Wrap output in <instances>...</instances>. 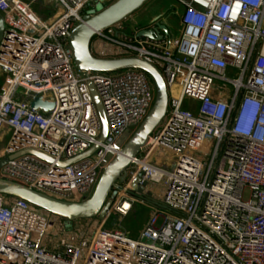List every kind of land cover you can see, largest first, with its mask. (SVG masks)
Here are the masks:
<instances>
[{
  "label": "built area",
  "instance_id": "built-area-1",
  "mask_svg": "<svg viewBox=\"0 0 264 264\" xmlns=\"http://www.w3.org/2000/svg\"><path fill=\"white\" fill-rule=\"evenodd\" d=\"M55 1L58 15L44 19L35 0H0L10 28L0 53V136L10 134L0 150V161L7 159L0 178L81 202L121 152L125 133L149 114L156 86L141 69L79 70L72 31L90 2L106 0ZM175 1L179 36L138 38V27H125L93 39L96 56L157 65L169 105L88 246H49L55 215L0 193V264H264V0ZM91 82L108 122L103 142ZM49 95L52 110L31 107ZM94 145L92 155L62 164ZM29 149L53 161L28 152L11 157ZM158 149L172 154L173 166L149 160ZM137 179L138 187L161 183L164 192L133 238L121 219L135 203L146 204L133 188ZM116 214V225L104 226Z\"/></svg>",
  "mask_w": 264,
  "mask_h": 264
},
{
  "label": "water",
  "instance_id": "water-1",
  "mask_svg": "<svg viewBox=\"0 0 264 264\" xmlns=\"http://www.w3.org/2000/svg\"><path fill=\"white\" fill-rule=\"evenodd\" d=\"M148 1L150 0H116L112 4L100 11H96L95 13L84 11L83 21L75 26L70 37L75 63L79 70L114 72L130 68L141 69L153 79L156 86V99L149 114L124 144L121 152L113 158L104 170L92 196L81 202L62 201L41 193L22 183L4 178H0L1 194L22 198L31 204L56 216L65 218L68 221L92 219L95 217H98L99 219L105 218L106 213L112 204V200L109 197L111 194L115 193L114 189L120 188L121 184L127 180V169L131 165L132 160L148 145L151 135L164 119L168 110L169 94L163 73L157 65L138 56L117 58L96 56L92 52V42L98 32L108 31L120 24ZM138 28L139 29L136 32L138 38L149 37L162 40L165 36L170 35V29L167 23L164 20H160L159 17L155 19V26H141ZM9 30L10 28L5 21L3 14L0 12V53L3 49V44ZM89 86L101 118L102 132L99 140L100 142H103L107 137L108 122L100 95L95 85L91 82ZM52 98L51 95L47 96V98L41 96L35 97L31 101V107L36 110L48 112L55 106ZM97 148L98 145H94L86 153L79 155L72 160L62 162V164H70L88 157L92 155ZM27 152L38 155L51 162L53 161L50 156L34 149L26 150L11 157L13 158ZM6 161L7 159L0 161V170L6 164ZM139 181L140 179H137L133 183V188L142 194L149 183L145 181L143 185L138 187ZM118 220L119 215L116 214L111 222L112 226H115Z\"/></svg>",
  "mask_w": 264,
  "mask_h": 264
},
{
  "label": "rangeland",
  "instance_id": "rangeland-1",
  "mask_svg": "<svg viewBox=\"0 0 264 264\" xmlns=\"http://www.w3.org/2000/svg\"><path fill=\"white\" fill-rule=\"evenodd\" d=\"M116 0H106L105 4L97 1H92L89 3L88 8L85 10L88 13H95L96 11H100L103 8L107 7L108 5L112 4ZM177 2L175 0H150L147 3H145L139 10H137L135 13H133L130 17L125 19L123 22L120 24L116 25L113 27L111 30L116 31L119 29L125 28V33H129L130 31L129 28V22L132 19V17H135V21H137L139 24L142 26H150L152 25V22H154L153 18L156 16L159 17L160 20H164L165 18L168 19V23L170 28V33L171 36H179L181 31H182V26L180 25V13L179 14L175 13L176 12V4ZM176 4V5H175ZM172 5V6H171ZM175 5V6H174ZM34 11L37 12L38 6L35 4L32 6ZM181 10V9H180ZM58 15V4H56L55 8L53 9L52 12L49 14H45L47 19H54ZM4 81V76H0V91H1V84ZM228 86L227 82H225ZM138 128V126H132L124 135V139L126 142L128 139L132 136L134 131ZM1 135V133H0ZM10 134L4 133L3 136H0V150L2 147H4L8 140H9ZM143 154V153H142ZM167 155H172L171 153L167 152ZM132 167L130 165L127 169V172L129 174V169ZM128 177V176H127ZM99 182V181H98ZM151 189L149 192H146V194H143V198L146 199L147 201L146 204H141V203H135L134 207L132 210L129 212V214L121 219V225L129 231V235L133 238H138L141 234V231L143 229V225L145 221L149 218L151 214V208H150V201L153 203L157 204H162L158 201L161 200V193L163 190V184L161 183H153L150 185ZM115 193L111 194L109 197L111 200L116 198V196L119 195V190H115ZM149 196V197H148ZM162 209V207H160ZM56 216V215H55ZM60 217V216H56ZM80 221V228L72 227L71 222L65 221L63 227V233L62 234H55V233H49L48 236V245H54L56 242H65L69 239H72L73 243H80L82 244L83 247L88 246V241L92 237L93 230L95 227L100 226L102 224V219L99 220L98 217L92 218V219H81L78 220ZM106 227H111V222H105L104 223ZM57 225V224H56ZM57 232L58 229H55ZM58 233V232H57Z\"/></svg>",
  "mask_w": 264,
  "mask_h": 264
},
{
  "label": "crops",
  "instance_id": "crops-1",
  "mask_svg": "<svg viewBox=\"0 0 264 264\" xmlns=\"http://www.w3.org/2000/svg\"><path fill=\"white\" fill-rule=\"evenodd\" d=\"M25 1H31V0H25ZM35 4L38 6L37 13H39L44 19H47L45 14H49L50 12H52L53 9L55 8L57 2L55 0H35V2L32 3V6H34ZM176 7H177V5H176ZM156 18H157V16L155 18L151 19V20L154 21ZM164 21L167 23V25H168V27L170 29L171 27L169 26L168 19L165 18ZM127 25H129V28H128V30L130 29V31H128L129 33L132 32L133 30H135L137 27H141L142 26L137 21H135V17H132V19L130 20L129 24H127ZM142 151H141V153H142ZM149 160L152 163H154V164L163 165V166H173V164H174L173 156L172 155H167V152L163 151L161 149L156 150L152 154V156L149 158ZM151 184H153V183H149L147 188H146V190L142 194H146V192H149L150 190H152L151 186H150ZM163 192H164V186H163V190H162V193H161V200L158 201L160 203H162ZM149 204H150L151 211L153 210L152 207H159V204L153 203L152 201H150ZM147 220L145 221L144 225L146 224ZM65 221H68V220L65 219V218H62V217L54 216L52 218V227H51L50 233H55V234H59V235L62 234L63 233L62 229H63V227H65V225H64ZM69 222H71V226L72 227H76L78 229L81 227L80 224H79L80 221H69ZM144 225H143V227H144ZM55 229H58V231H57L58 233L55 231ZM67 241L68 242H72V239H69ZM56 243L60 244L62 242L59 241V242H56ZM58 244H54L53 247L57 246Z\"/></svg>",
  "mask_w": 264,
  "mask_h": 264
},
{
  "label": "trees",
  "instance_id": "trees-1",
  "mask_svg": "<svg viewBox=\"0 0 264 264\" xmlns=\"http://www.w3.org/2000/svg\"><path fill=\"white\" fill-rule=\"evenodd\" d=\"M86 11V10H85Z\"/></svg>",
  "mask_w": 264,
  "mask_h": 264
}]
</instances>
